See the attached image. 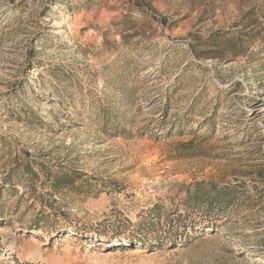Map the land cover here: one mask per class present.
I'll return each mask as SVG.
<instances>
[{
  "label": "rangeland",
  "instance_id": "374dc122",
  "mask_svg": "<svg viewBox=\"0 0 264 264\" xmlns=\"http://www.w3.org/2000/svg\"><path fill=\"white\" fill-rule=\"evenodd\" d=\"M0 264H264V0H0Z\"/></svg>",
  "mask_w": 264,
  "mask_h": 264
},
{
  "label": "trees",
  "instance_id": "16d2710c",
  "mask_svg": "<svg viewBox=\"0 0 264 264\" xmlns=\"http://www.w3.org/2000/svg\"><path fill=\"white\" fill-rule=\"evenodd\" d=\"M135 88L132 87L124 92L120 106H125L122 111L117 110L116 107H104L99 111V114L104 118H110L116 120V122L111 123L110 121L104 124L103 128L105 132L111 134L112 137H122V138H130L131 135V127L134 124L132 116L129 111L131 107L134 105L133 94ZM125 123L126 125H123ZM209 125H206L204 129H207ZM193 133V132H192ZM205 135H208L207 133ZM26 178L28 183L31 186L33 185V181H39L42 188L45 189L46 186L51 188L52 195H59L64 192V190L70 188L72 183L70 181L69 175L67 173H62L61 169L49 168L44 165H40V170L36 171L32 166H27L24 168L23 173L20 176H17V180H24ZM27 183V184H28ZM216 197L209 198L207 202V217L213 218L216 216L217 218L227 217L228 214L225 212L227 208L232 207L238 200L231 199L230 197L219 194Z\"/></svg>",
  "mask_w": 264,
  "mask_h": 264
}]
</instances>
